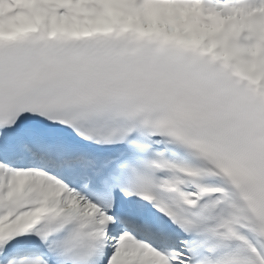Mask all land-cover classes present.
Masks as SVG:
<instances>
[{
	"label": "snow or ice",
	"instance_id": "snow-or-ice-1",
	"mask_svg": "<svg viewBox=\"0 0 264 264\" xmlns=\"http://www.w3.org/2000/svg\"><path fill=\"white\" fill-rule=\"evenodd\" d=\"M0 264H264V0H0Z\"/></svg>",
	"mask_w": 264,
	"mask_h": 264
}]
</instances>
